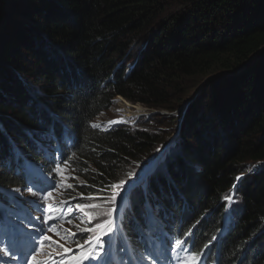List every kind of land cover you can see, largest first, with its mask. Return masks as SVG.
Here are the masks:
<instances>
[{
    "label": "trees",
    "instance_id": "1",
    "mask_svg": "<svg viewBox=\"0 0 264 264\" xmlns=\"http://www.w3.org/2000/svg\"><path fill=\"white\" fill-rule=\"evenodd\" d=\"M19 1L9 0L7 6L8 12L18 11L17 21L7 22L6 14L0 18L1 71L16 83L11 93L0 81V142L12 139L8 149L0 150V191L23 186V168L15 161L20 155L49 171L44 152L51 148L43 145L70 133L64 166L73 176L71 201L85 205L105 196L110 185L128 177L133 160L139 164L149 146L165 140L128 124L93 128L92 120L114 97L172 109L170 91L186 97L189 91L180 84L189 78L192 85L220 71L235 72L249 60L233 75L215 76L224 93L213 113L222 135L213 131L211 116L200 112L197 119L187 118L181 133H193L195 144L183 139L184 162L176 156L179 148L173 149L174 162L158 159L161 172L149 170L133 194L124 195L126 206L117 219L136 254L143 236L153 233L148 225L158 221L196 254L205 250L204 263L264 264V0ZM169 2L174 12L147 22L154 9ZM165 19L169 37L162 41ZM37 26L39 42L32 36ZM136 29H142L140 51L147 49L142 56L128 53V35ZM9 119L20 128L18 136L9 129ZM248 172L255 173L251 181ZM232 188L235 203L226 210L224 197ZM81 235L74 234L73 243ZM115 239L121 244L120 237Z\"/></svg>",
    "mask_w": 264,
    "mask_h": 264
},
{
    "label": "rangeland",
    "instance_id": "2",
    "mask_svg": "<svg viewBox=\"0 0 264 264\" xmlns=\"http://www.w3.org/2000/svg\"><path fill=\"white\" fill-rule=\"evenodd\" d=\"M8 1L9 0H0V18L1 19L4 18L6 14L5 19L7 20V22L12 21L14 19H16L17 21L18 11L15 9L12 12H8L7 11ZM15 1L21 3V1L19 0H15ZM173 10H176V6L173 2H169L165 6H160L159 8L154 9L146 20L147 22L151 23L157 19L164 18V16L166 17L167 12L170 11L174 12ZM1 19H0V23H1ZM142 20L143 23H141V25L143 26L144 29L146 27L145 25L146 22L144 21V18ZM167 23H169V21L168 19H165V24L159 30V35L162 37V41L166 37H169L165 34V30L167 29L165 25ZM218 29L219 28L216 26L212 28L214 34L218 33L217 31ZM39 31L40 28L38 26L36 29L32 31V36L37 42H39L40 35H42L39 33ZM141 31L142 29L141 30L136 29L129 33L128 35L130 41L129 45L131 44L130 50L128 51L129 54H136L142 56L147 51L146 48L140 51L143 45L142 43L144 42V41L142 43L140 42L142 41L140 40ZM55 51H57L59 54L61 53L58 49H55ZM23 52L25 53L24 50ZM27 56L28 54H26V57ZM24 62H27V59H24ZM131 63L132 61L126 62L127 65H125V68H128V66H130ZM2 66L3 65L0 64V81L4 82L12 93V89L15 88L16 83H14L13 81L12 82L14 84L9 83L10 79L5 78L6 74H4L1 71ZM7 71L9 72V74H14V71L11 67H9ZM234 73L235 72H233V74ZM233 74L231 73L226 74L223 71H220L215 74L206 76L204 78L202 77L198 80H193L192 85H191V78H189L190 80L187 81L186 84H180V86H183L185 88L184 92L189 91L186 97L181 96L182 94L180 93H177V89L170 91L168 97L169 100L171 101L170 106L172 107V109H167L165 107L146 106L140 102L131 101L122 96L117 95L112 99L110 107L107 110L98 114L97 117L92 120L93 124L99 127L100 125L102 126L101 128L98 127V129H103V127L105 128L106 125L108 128L120 124H128L130 126L137 127L135 129L144 130L150 134H153V136L156 138L157 137L159 138L160 136H162L163 139L165 138L164 141L158 143L156 142L155 145L149 146V148L146 149L145 154L142 156L143 158L142 162H139V165H141L143 168L142 171L138 170L137 168L138 162L135 160H133L131 164L128 166V169H131L130 171L132 173H136L138 171L141 172L139 174V177L135 180L136 182L144 174L149 172V170L151 171L154 169L153 172L154 171L161 172L160 170L163 167V165L162 164L157 166L155 165V163L158 162V159H160L159 162H163V163H166L165 160H170L174 162L175 161L173 157L174 148H179V151L176 153V156H178V158L181 157L180 159H182V161L184 162V158H183L184 156L181 155V152L183 151L185 146L183 144V139L190 146L194 147L195 144L194 136H192L193 133L191 134L188 132L187 134L184 133V135L181 133V131H183V128L187 125V121H186L187 118L197 119V117H199L198 114L200 112L203 113L204 117L210 118L211 116V119L213 120L212 122L214 129L213 131H216L217 127L215 120L213 118V113L216 114L219 111V104L217 103L216 99L218 98V96H221V94H224L222 93V86L220 85L221 83L218 82V79H216V77L219 75H233ZM25 77L28 82L29 81L31 82L33 80L36 83L39 82L36 79V77L33 76H25ZM214 77L215 79H213ZM181 97L184 98L183 101L180 100L179 102L177 101L176 103H173V100H177L178 98ZM118 108H120V110L116 111ZM134 108L137 109L139 112H142L143 114L140 113L138 116L124 117L123 114L125 109L133 110ZM96 123H100V125ZM7 124H9V129L11 127L10 130L14 131L16 135L18 133L17 129L18 130L20 129L18 128V125L12 119H9ZM225 131H226V135H228L227 128L225 129ZM20 133L22 132L20 131ZM216 134L220 136L222 135V132L220 133V131H216ZM2 135L3 133L0 134V136ZM211 137L213 138V135H211ZM0 141H1V137H0ZM10 141H12V139L9 138L7 141L4 142L6 149H8V146L10 145ZM4 145L1 144L0 142V147ZM230 148L231 146H229V149ZM177 161L179 160L177 159ZM188 164L189 162L186 161L187 166H189ZM154 165L156 167H154ZM251 168L252 166L249 169ZM248 174H249L247 176L248 181H251L250 176L254 175L255 173L248 172ZM125 179H127V176H125L124 178H120V181ZM72 180H73V176L71 175V170L68 169L67 166H64V164H61L60 171L57 174V187L55 189H49L47 187L43 188V194H47L48 192L52 193V195L47 200L43 201L47 211L44 212V214L42 215L41 211L37 210V207L35 209L36 213L39 215L40 218L39 222L44 220L45 217H50V219H47L46 221L47 227L50 229H54L55 231L49 230L45 234L48 237H51L52 240L56 241L57 244L61 245L62 247H52L50 246L49 242H45L43 244V247L41 248L40 243H36V241L39 240V237L35 235L34 228L29 226L30 224H32L37 227V223L33 219L25 221V226H24L25 232L22 233L20 232V235L12 236L13 234L12 229L17 230L16 227L17 224H15L14 221L10 217H8L7 213L3 209V206H0V222H2V227L6 229L5 234H3L0 237V248H4L6 246L8 249L11 250V254L9 256H4V253L0 251V256H1L0 264H26V261L22 262L18 259H13L12 256L27 255L30 257L31 250L33 249L34 244L36 248L41 249L40 252L36 253V264H59L58 261L55 260L58 259L60 255H64L67 253L66 248L68 247V252H72L75 249L73 250L71 249L74 246L76 247V249L79 248L80 243H82L81 246L82 245L86 246L85 249H81L83 252H85L87 249H90L93 246L97 248L99 251H102L106 247L110 248L111 235L113 233V230H117L118 228L117 226L118 224L116 223L115 220L116 213L118 212L119 209H123L126 206L125 198L118 201V204H116V203L102 202L100 197L99 198L93 197L85 205H95V207L85 208L88 209V212H82L81 209L78 208L77 205H75L74 202L71 201L72 198L70 197V193L72 191L68 189L67 185L71 184ZM135 182L131 184L127 194H129L132 191V189L136 187ZM42 184L43 181L33 180L32 184H29L28 187H25L23 189L15 190V191L4 189L3 191L6 193L11 192L13 194H17L20 197V199L24 201H26L27 198H33L34 201L39 202V197L41 193L37 192L38 194L36 193V195H33L28 191V188L35 186L33 187V192H36L37 188H40V186L42 187ZM112 191H115V189L111 188L108 194L103 193L105 195L103 197H110ZM233 193L235 195V188H232L230 190V194ZM130 194H133V192ZM225 202L226 204L228 203L227 201ZM54 210L56 211V213L60 215L56 214ZM182 210L186 211V208H182ZM86 213H92V215L89 216ZM114 220L116 226H113ZM61 228L67 233L65 234L61 230ZM79 233L82 235L78 237L75 243H73V239L71 238L73 237L74 234H79ZM100 245L103 246L101 247ZM47 247L52 251V253L48 254V252L44 251L43 248H47ZM97 255H98L97 251L92 252L93 258H95ZM189 259L190 258H180L179 260L174 261V264H187L188 262L187 260ZM88 264H92V261H90Z\"/></svg>",
    "mask_w": 264,
    "mask_h": 264
},
{
    "label": "snow or ice",
    "instance_id": "3",
    "mask_svg": "<svg viewBox=\"0 0 264 264\" xmlns=\"http://www.w3.org/2000/svg\"><path fill=\"white\" fill-rule=\"evenodd\" d=\"M113 123H115V122H113ZM92 127L96 128L98 126L97 125H92ZM63 160H64V154L61 153L60 161H57L56 162V167L53 168L48 173V175L44 177V181H43L42 187L37 188L36 192H33V187H35V186L28 188V191L31 194H33V195H36L37 192L41 193V195L39 197V202L34 201L33 203L36 204L37 210L41 211L42 215L44 214V212L47 211V209L44 206L43 201L47 200L52 195L51 192H48L47 194H43V188L47 187L49 189H55L57 187V174L60 171V163L63 162ZM137 168L140 171L143 170L142 166L139 165V164L137 165ZM138 176H139V171L136 172V173L130 172V173H128L127 179L121 180V181H119V183L110 185V187L115 189V191H112L110 197H103V196L100 197L101 201L102 202H107V203H116V204H118V201L122 200L124 198V195L128 193L129 187L131 186L132 183L135 182V180L138 178ZM239 179H240V177H237V180H239ZM67 187L68 188H72L73 185L68 184ZM233 187H235V186H233ZM233 197H234V193L233 194H229V195L224 197V200L228 202L226 204V206H225L226 210L233 203H235V200H234ZM77 207L80 208L83 211L85 208L95 207V205L78 204ZM86 214L89 215V216L92 215V213H86ZM37 219H40V218L38 217ZM47 219H50V217H45L44 220H42L40 222L39 227H36V226H34L32 224L29 225L30 227L34 228L35 235L37 237H39V240L36 241V243H40L41 248L43 247V244L45 242H49L50 246H52V247H62L61 245H58L56 241L52 240L51 237H48L45 234L49 230L55 231L54 229H50V228L47 227V224H46ZM189 235H191V233H189ZM213 239H215V237H213ZM184 242L185 241L177 240L175 242V246H171L172 252L175 253V252H178V251H183L185 253H191V249L190 248L186 249V248L183 247ZM100 246L102 247L103 245H100ZM40 250L41 249L40 248H36L35 244H34L33 245V249L31 250V256L30 257L27 256V255H24V256H12V258L13 259H18V260H20L22 262L26 261V264H36V253L40 252ZM0 251H2L4 253V256H9L11 254V250L8 249L6 246L4 248H0ZM203 254H204L203 250H201L199 255H197L196 253H191L190 259L188 260L187 264H198V262L201 260V258L203 256ZM85 258L92 260L93 264H98V258H93L91 256H89V257H81V259H85Z\"/></svg>",
    "mask_w": 264,
    "mask_h": 264
},
{
    "label": "bare ground",
    "instance_id": "4",
    "mask_svg": "<svg viewBox=\"0 0 264 264\" xmlns=\"http://www.w3.org/2000/svg\"><path fill=\"white\" fill-rule=\"evenodd\" d=\"M131 104H133V103H131ZM120 110V108H118L116 111H119ZM143 114L142 112H139L137 109H133V110H127V109H125V111H124V117H132V116H138L139 114ZM98 115V114H97ZM97 117V116H96ZM99 122V121H98ZM102 126H100L99 128H101ZM99 131V130H98ZM161 149V148H160ZM157 154V153H156ZM159 157V156H158ZM80 161H82V160H80ZM80 169H81V167H80ZM79 171V170H78ZM76 172V171H75ZM41 187V186H40ZM133 190V189H132ZM23 191V190H22ZM20 192V191H19ZM22 193V192H21ZM24 193V192H23ZM38 194V193H37ZM24 199V198H23ZM130 199V198H129ZM120 201V200H119ZM125 202V201H124ZM102 203V202H101ZM221 203V202H220ZM76 208V207H75ZM108 208V207H107ZM129 208V207H128ZM76 211V210H75ZM119 212H120V209H119ZM214 212V211H213ZM121 213V212H120ZM77 214V213H76ZM112 214H114V213H112ZM78 216H80V215H78ZM118 216V215H117ZM127 216V215H126ZM211 216H212V214H211ZM219 216V215H218ZM118 217H120V216H118ZM213 217V216H212ZM223 217V216H222ZM128 218V217H127ZM137 218V217H136ZM224 218V217H223ZM226 218V217H225ZM126 220V219H125ZM122 221V220H121ZM214 221H215V218H214ZM221 222V221H220ZM109 224V223H108ZM107 224V225H108ZM124 224V223H123ZM221 224V223H220ZM100 226V225H99ZM116 226V225H115ZM139 226V225H138ZM142 226V225H141ZM222 226V225H221ZM123 227V226H122ZM125 228V227H124ZM129 228V227H128ZM224 230V229H223ZM102 232V231H101ZM104 232V231H103ZM219 232V231H218ZM127 234V233H126ZM207 234V233H206ZM209 234V233H208ZM131 236V235H130ZM101 238V237H100ZM106 238V237H105ZM206 239L208 238V237H205ZM213 238V237H212ZM102 239V238H101ZM130 242V241H129ZM135 242V241H134ZM209 242V241H208ZM215 242V241H214ZM94 243V242H93ZM186 243V242H185ZM132 244V243H131ZM201 245V244H200ZM91 247V246H90ZM198 247V246H197ZM116 248V247H115ZM136 248V247H135ZM194 248V247H193ZM138 249V248H137ZM196 249V248H195ZM195 249H194V252L196 253V251H195ZM199 249V248H198ZM199 251H200V249H199ZM63 253V252H62ZM198 253V252H197ZM56 255V254H55ZM139 255V254H138ZM61 256V255H60ZM188 261V260H187Z\"/></svg>",
    "mask_w": 264,
    "mask_h": 264
},
{
    "label": "clouds",
    "instance_id": "5",
    "mask_svg": "<svg viewBox=\"0 0 264 264\" xmlns=\"http://www.w3.org/2000/svg\"><path fill=\"white\" fill-rule=\"evenodd\" d=\"M92 124H93V121H92ZM96 124H98V125H100V123H96ZM93 125H95V124H93ZM101 126V125H100ZM99 127V126H98ZM98 127H96L97 129H98ZM113 126H111V127H108L107 128V125H106V127L104 128L103 127V129H100V130H107V129H110V128H112ZM11 139V138H10ZM4 148V146H2V147H0V150H2ZM43 148L45 149V148H48V146L47 145H43ZM68 155H70V152H69V154ZM67 155V156H68ZM19 159H22V160H25L27 163H30V162H28L27 161V159H26V157L25 156H23V155H20V156H18L17 157V160H19ZM31 164V163H30ZM64 164V163H63ZM18 165H20V163L18 164ZM32 165V164H31ZM40 165V164H39ZM34 166H36V167H39L38 165H34ZM41 166V165H40ZM40 168V167H39ZM41 169V168H40ZM42 170V169H41ZM43 171V170H42ZM139 181V180H138ZM137 181V182H138ZM137 182H135V184L137 183ZM23 187H24V184H23V186L20 188V189H23ZM4 189H9V190H12L11 188H4ZM20 189H18V190H20ZM205 250H203V252H204ZM197 255H199V253L197 254Z\"/></svg>",
    "mask_w": 264,
    "mask_h": 264
},
{
    "label": "water",
    "instance_id": "6",
    "mask_svg": "<svg viewBox=\"0 0 264 264\" xmlns=\"http://www.w3.org/2000/svg\"><path fill=\"white\" fill-rule=\"evenodd\" d=\"M248 61H249V60H248ZM248 61L245 62L243 65H241L237 70H235V73H236L237 71H239L240 69H243V68L246 66V64L248 63ZM230 73L233 74V72H228V73L226 72V74H230ZM137 181H138V180H137ZM137 181H136V182H137Z\"/></svg>",
    "mask_w": 264,
    "mask_h": 264
}]
</instances>
